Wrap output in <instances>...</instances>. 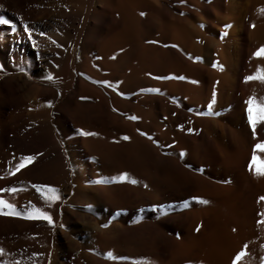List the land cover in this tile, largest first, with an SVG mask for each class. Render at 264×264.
<instances>
[{"label":"bare ground","instance_id":"6f19581e","mask_svg":"<svg viewBox=\"0 0 264 264\" xmlns=\"http://www.w3.org/2000/svg\"><path fill=\"white\" fill-rule=\"evenodd\" d=\"M262 9L264 0H0L11 22L0 24V188L17 189L0 198L53 218L0 215V264H229L241 191L264 196L254 174L264 150L252 155L264 124L254 139L244 103L264 99V81L243 79L264 71L253 56ZM21 155L35 159L9 175ZM33 184L59 199L49 207ZM63 208L71 232L59 225L55 239L46 227Z\"/></svg>","mask_w":264,"mask_h":264},{"label":"rangeland","instance_id":"374dc122","mask_svg":"<svg viewBox=\"0 0 264 264\" xmlns=\"http://www.w3.org/2000/svg\"><path fill=\"white\" fill-rule=\"evenodd\" d=\"M67 51L77 53L78 50H77V47L74 46V44L71 42ZM28 76L33 80H38V78H39V77H37V75L35 73H30V74H28ZM38 81H40V79ZM30 93L31 92H28V93L26 92V94H27L26 96L28 97V100H29V96L32 97V94H30ZM29 101L31 102V99ZM27 103H28L27 105L30 106L28 101H27ZM52 123L49 127L50 132L54 131V129H55L54 126L59 127L58 123H56V122L54 123L53 121H52ZM78 182H79L78 184L80 185V183H81L80 180H78ZM259 196H260L259 192L257 193L256 189H254L253 187H245L241 191L239 203L237 204V207L239 209L238 212L240 213V215L235 216L232 219V223H231V226L237 230V233H235V236L233 237V240H232L233 242L231 241V243H230V247H229V253H230L229 258H230V260H228L229 264H231V261L234 258V256L236 255V253L240 252V251L245 252V255L241 257V259L238 261V264H264V253H263L264 252V223L258 222V221H264V216L258 215L259 213H263L264 207L261 205V202L259 200ZM69 197L70 196L67 195L63 199V204L65 207H67V205H68L67 199ZM263 203H264V201H263ZM251 206H252V208H251ZM243 207H244V209H243ZM240 210H241V212H240ZM254 212H255V214H254ZM65 214H67V208H63V212H61V216H60L58 225H54L53 227H49V225H47V227H46L47 230H53V236L55 239H56L58 233L61 232L60 229L62 227L65 231L67 230L68 232H71V227L66 222L67 218H65V216H66ZM249 217H250V219H249ZM112 222H114V221H111V220H110V222L107 221L104 223V225H110ZM65 223H67V224H65ZM59 225H61L62 227H59ZM240 226H242V227H240ZM71 238H72V240L77 239V238H75L73 233H72ZM53 250H56V249L54 248Z\"/></svg>","mask_w":264,"mask_h":264},{"label":"snow or ice","instance_id":"6c2138e0","mask_svg":"<svg viewBox=\"0 0 264 264\" xmlns=\"http://www.w3.org/2000/svg\"><path fill=\"white\" fill-rule=\"evenodd\" d=\"M184 2L185 0H180V3H184ZM262 11H264V9H262ZM140 15L143 16L144 13L141 12ZM0 24H7L11 26V22L8 20H0ZM225 27H228V26L225 25ZM24 31L28 32L29 35H31V30L27 26H25ZM40 35L43 36L44 33H40ZM173 47H175V45H173ZM253 56L264 57V46H261L259 49H257L253 53ZM213 67H215V65H213ZM47 78L52 79L51 76H48ZM179 79H184V77H179ZM243 79H244V82H248V81H252L256 79L264 81V71H262L259 67H257L256 73H254L253 75L245 76ZM148 91H156V90L149 89ZM244 103L247 105L246 107L247 122L252 130V136L255 139L256 134H257L256 133L257 124H264V99H262L259 103H257L256 99L250 96L247 100H245ZM254 110H255V114H254ZM131 119H137V118L133 116L131 117ZM188 131L191 132L192 129L189 128ZM81 134L82 135H95V133H87V132H82ZM141 135H145V134L141 133ZM123 139L127 140L128 137L125 136L123 137ZM256 149L264 150V141H260V143L253 146V154H252L253 160L256 159ZM180 155L183 156L184 153L181 152ZM34 159H35V156L21 155L19 157V162L15 164V167L8 169L9 175H13L15 172H18L20 169L24 168L27 164L31 163ZM250 170H252L251 167H250ZM254 174L257 176H264V172H261V171H256ZM120 179L124 180L125 177L121 176ZM132 183L135 184L136 181L133 180ZM32 187L40 194V197L45 200L46 204H48L49 207H51V202L53 200L59 199V196L56 195L57 190L55 188H50L48 186L40 185V184H33ZM2 192L16 193L17 189L14 187H9L7 189L0 188V193ZM46 193H52L53 195L46 196L45 195ZM259 200L264 201V196L259 197ZM200 202L207 203L206 200H201ZM0 215H6V216L12 215V216H17V217H22L24 219L42 218L46 220L49 225L53 224V218L49 214V212L41 211L39 208H34L32 211L22 213V212L16 211V207L12 203H8L7 201H5L3 198H0ZM258 215L264 216V213H259ZM258 222L264 223V221H258ZM233 231H235V229H233ZM3 253H4V249L0 248V255H3ZM244 255H245V252L243 251L237 252L234 258L232 259L231 264H238V261Z\"/></svg>","mask_w":264,"mask_h":264}]
</instances>
